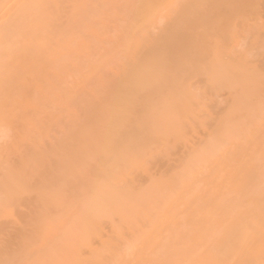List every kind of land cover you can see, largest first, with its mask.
I'll list each match as a JSON object with an SVG mask.
<instances>
[{
  "label": "bare ground",
  "instance_id": "obj_1",
  "mask_svg": "<svg viewBox=\"0 0 264 264\" xmlns=\"http://www.w3.org/2000/svg\"><path fill=\"white\" fill-rule=\"evenodd\" d=\"M0 264H264V0H0Z\"/></svg>",
  "mask_w": 264,
  "mask_h": 264
}]
</instances>
